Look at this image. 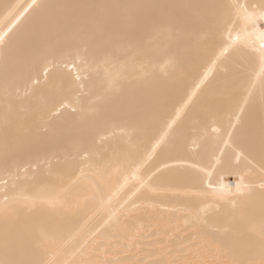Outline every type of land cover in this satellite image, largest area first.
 <instances>
[{
    "label": "bare ground",
    "instance_id": "obj_1",
    "mask_svg": "<svg viewBox=\"0 0 264 264\" xmlns=\"http://www.w3.org/2000/svg\"><path fill=\"white\" fill-rule=\"evenodd\" d=\"M0 264H264V0H0Z\"/></svg>",
    "mask_w": 264,
    "mask_h": 264
}]
</instances>
